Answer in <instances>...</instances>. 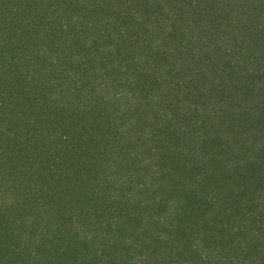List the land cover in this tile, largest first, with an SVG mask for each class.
<instances>
[{
  "label": "trees",
  "instance_id": "1",
  "mask_svg": "<svg viewBox=\"0 0 264 264\" xmlns=\"http://www.w3.org/2000/svg\"><path fill=\"white\" fill-rule=\"evenodd\" d=\"M0 264H264V0H0Z\"/></svg>",
  "mask_w": 264,
  "mask_h": 264
}]
</instances>
